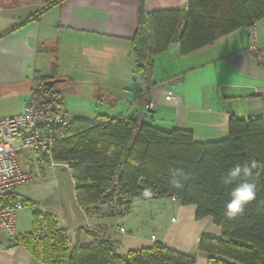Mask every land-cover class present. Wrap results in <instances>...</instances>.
Wrapping results in <instances>:
<instances>
[{"label": "crops", "instance_id": "obj_1", "mask_svg": "<svg viewBox=\"0 0 264 264\" xmlns=\"http://www.w3.org/2000/svg\"><path fill=\"white\" fill-rule=\"evenodd\" d=\"M42 1L32 0L23 19L0 33L17 27L0 38V91L15 92L18 97L16 113L0 120L21 114L31 94L48 81L45 78L70 82L76 96L84 94L94 103L105 104L104 112L94 111V115L67 112L62 94L56 92L62 100V112L72 120L93 121L99 114L130 117L139 125L152 124L165 131H191L196 143L224 140L232 116L264 120V70L249 50L250 29H239L187 55L180 54L177 41L172 43L153 58V84L147 88L135 72L131 47L140 5L147 13L184 10L188 0H64L39 19L25 23L44 7H40ZM252 30L257 45L264 47V20ZM144 88L146 93L141 92ZM167 91L173 93V100L165 98ZM146 104L152 109L146 110ZM36 157L38 162H45ZM28 161H32L29 155L25 157ZM21 168L33 175L34 170ZM48 169L53 179L46 180ZM59 169L63 170L48 164L46 168L39 166L36 179L40 177L41 181L16 188L30 204V221L25 227L24 207L17 215V243L0 235V264H41L23 245L27 235L37 237L38 229L46 231L41 220L33 228L35 212L49 215L57 230L67 234L70 246L91 244L86 232L89 226L120 257L160 242L195 256L196 264H207L209 256L198 249L200 240L203 236L219 239L222 231L210 218L196 220L195 206H182L173 199H134L126 214H119L121 209L116 208L107 215L106 205L99 214L86 213L76 204L72 181L69 195L62 193ZM136 208L137 217L130 219ZM169 215L172 218L165 222Z\"/></svg>", "mask_w": 264, "mask_h": 264}, {"label": "trees", "instance_id": "obj_2", "mask_svg": "<svg viewBox=\"0 0 264 264\" xmlns=\"http://www.w3.org/2000/svg\"><path fill=\"white\" fill-rule=\"evenodd\" d=\"M63 1L46 0L25 23L39 19ZM262 20L264 0H188L184 10L149 13L141 4L131 40L135 72L149 88L153 58L172 43L177 41L180 54L187 55L239 29H252ZM36 93L54 96L59 106L62 103L52 88L42 85ZM64 134L65 139L54 145L53 160L68 165L76 204L86 213L99 214L106 205L107 215L116 208L121 209L119 214H126L134 199H173L182 206H195L196 220L210 218L222 231L219 239L203 236L200 240L198 249L209 256L207 264H264V170H255L256 198L233 219L225 215L231 186L223 183L236 164L252 159L264 164L261 118L232 116L227 137L211 143H196L188 130L165 131L152 124L139 125L130 117L101 114L93 121L72 120ZM146 190L151 191L150 197L143 195ZM27 205L24 201V207ZM39 220L47 233L43 237L27 235L23 245L41 264H196L195 256L160 242L120 257L93 229L86 230L92 239L89 246H70L67 234L57 230L49 215L35 212L33 228Z\"/></svg>", "mask_w": 264, "mask_h": 264}, {"label": "built area", "instance_id": "obj_3", "mask_svg": "<svg viewBox=\"0 0 264 264\" xmlns=\"http://www.w3.org/2000/svg\"><path fill=\"white\" fill-rule=\"evenodd\" d=\"M252 29L249 50L264 70V47L257 45ZM165 98L173 100L174 95L167 91ZM145 109L151 110V104H146ZM70 122L72 119L62 112L54 96L36 91L26 101L21 114L0 120V235L12 244L17 243V215L25 201L16 188L33 181V175L21 168L19 159L29 153L40 157L51 168L68 169V165L53 160V148L65 139L64 129Z\"/></svg>", "mask_w": 264, "mask_h": 264}, {"label": "rangeland", "instance_id": "obj_4", "mask_svg": "<svg viewBox=\"0 0 264 264\" xmlns=\"http://www.w3.org/2000/svg\"><path fill=\"white\" fill-rule=\"evenodd\" d=\"M30 2H32V0H0V33L16 25L20 21L21 18L23 19V17L25 16V11L28 10L30 6ZM45 4H47V2L46 0H43L40 4V7H42L43 5L45 6ZM133 76L135 75L133 74ZM57 80H61V79H57ZM52 90L54 92H60L62 94L63 108L67 112L80 111L82 113H85V115L86 114L94 115L95 112L97 113L104 112L105 107L103 105L105 104L103 102H99V104H97L96 102L94 103L90 101L88 97H85L84 94L83 95L80 94L79 96L78 95L76 96L75 88L70 82L57 83L52 87ZM16 98L18 97L15 92L0 91V117L10 116L16 113V109H17V99ZM27 155L30 156L32 161H28L26 163L25 157ZM19 163L21 167L34 170L32 171V173H33V177L35 174V177L33 178L34 181L32 184L37 182V180L38 181L42 180L40 177L36 179V177L39 176L38 168L39 166L46 168L47 164H45V162H42V161L38 162L36 155L25 153L24 156H22L19 159ZM61 168L63 170L59 169L60 172L57 173L58 174L57 178L61 182L60 186H61L62 193L68 196L72 179H71L68 169H65L63 167ZM48 171L49 173L46 171L48 174V178H46V180L53 179V172L49 169ZM30 184L31 183H29L28 185ZM30 210L31 209L29 208V206H25L24 210L22 211V213L24 214L23 222H24L25 227H28L29 225ZM133 212L134 214H132V217H130V219H133L137 217L138 215L137 208L134 209ZM171 218L172 216L169 215L165 219V222L170 221ZM127 227L131 230L133 229L132 231H134V228L131 227L130 225H127ZM87 229H91V227L88 226ZM46 233L47 232L44 229H41V230L38 229L36 234L38 235V237H43Z\"/></svg>", "mask_w": 264, "mask_h": 264}, {"label": "clouds", "instance_id": "obj_5", "mask_svg": "<svg viewBox=\"0 0 264 264\" xmlns=\"http://www.w3.org/2000/svg\"><path fill=\"white\" fill-rule=\"evenodd\" d=\"M255 170H264V164L252 159L243 164H236L229 169L223 178L226 186H231L228 190V202L225 206V215L233 219L240 215L245 207L256 198L258 191L255 176L258 172ZM143 195L151 196V191L146 190Z\"/></svg>", "mask_w": 264, "mask_h": 264}, {"label": "water", "instance_id": "obj_6", "mask_svg": "<svg viewBox=\"0 0 264 264\" xmlns=\"http://www.w3.org/2000/svg\"><path fill=\"white\" fill-rule=\"evenodd\" d=\"M61 82H62V80H57V79H55V80H48V81H45L43 83V86L46 87L47 89H51L55 84L61 83Z\"/></svg>", "mask_w": 264, "mask_h": 264}]
</instances>
